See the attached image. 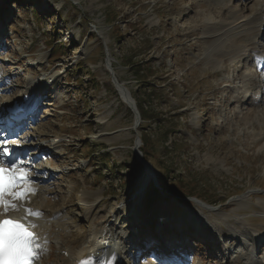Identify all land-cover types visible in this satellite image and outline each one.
<instances>
[{"label":"rangeland","instance_id":"374dc122","mask_svg":"<svg viewBox=\"0 0 264 264\" xmlns=\"http://www.w3.org/2000/svg\"><path fill=\"white\" fill-rule=\"evenodd\" d=\"M13 1L0 0V42L6 44L0 55V115L8 102L25 100L28 92L38 97V111L29 114L9 138L6 120L0 136L17 142L18 146L10 145L14 156L19 150L18 158L32 161L41 193L52 191L48 196L52 204L39 208L38 199L36 205L24 203L25 207L43 209L40 212L48 222L61 221V232L76 249L93 237L98 218L114 215L111 225L123 232L133 264L158 260L160 264L162 246H175L183 237L193 251L179 264H228L229 259L264 264V73L259 74L254 52L249 56L242 49L243 57L238 50L226 53L238 45L235 29L244 25L240 21L250 20L254 24L247 27L254 28L255 12H260L251 11L255 3ZM229 11L246 18L227 26L233 21ZM113 13L119 15L111 30L107 17ZM56 35L54 43H61L64 50L52 55L48 44ZM257 41L264 42V33ZM129 58L144 61L145 69L157 70L147 82L162 85L165 93L151 107L168 119L166 128L174 122L181 127L175 140L164 146L165 127L161 130L139 115L142 124L135 129V114L116 88L130 94L131 89L137 90L132 71L123 67ZM78 63L84 70L75 72ZM91 75L100 87L90 82ZM29 82L35 83L32 91ZM250 86L258 88L257 95L247 100ZM144 92L140 90L141 96ZM179 107L183 109L174 113ZM146 133L154 137L141 146L150 154L149 161L134 151ZM56 137L61 140L59 147L49 149ZM175 147V163L188 177L186 184L165 181L162 158L170 160ZM103 152H109L106 159L111 161L104 166ZM146 183L149 186L141 195ZM160 184L177 191L175 195L195 196L168 198ZM157 188L160 195L154 191ZM159 218L168 221H163V230L173 229L171 243L165 235L158 236L157 244L148 240L155 239ZM149 221H155L153 228ZM170 262L175 264L176 259Z\"/></svg>","mask_w":264,"mask_h":264},{"label":"bare ground","instance_id":"6f19581e","mask_svg":"<svg viewBox=\"0 0 264 264\" xmlns=\"http://www.w3.org/2000/svg\"><path fill=\"white\" fill-rule=\"evenodd\" d=\"M232 0H229V2H231ZM245 3L247 2V0H242ZM248 1H252L251 3L248 4V2L246 4L250 5L253 4V2L255 3L254 6H252L251 11H260V12H255L254 17L256 18L255 25L254 28L251 26V28L247 27V25L249 26V24H254L252 21L250 20H244V21H240V22H244V25L238 26L236 27V31L238 32L237 36L239 37L238 39V45L234 47H232V50H230L229 52L226 53H237L235 51H240V55L239 56H244L241 55V50L244 51H249L250 52H254L257 50H262V48L264 49V44L261 46V44L257 41L258 38H260L261 33L264 32V0H248ZM244 4V3H243ZM223 6H228L227 2L226 4H224ZM258 7H262L260 10ZM236 14V13H235ZM233 11H229L228 12V17H230L231 19H233V21H230V23L227 24L231 25L232 23L234 24L236 21L242 19V18H246V17H239L236 16ZM230 20V19H229ZM228 21V20H227ZM250 32H252L251 34H249ZM239 34H243L242 36H239ZM0 35H2L0 33ZM236 38V37H235ZM235 40V39H234ZM233 40H231L232 42ZM230 42V43H231ZM237 42V41H235ZM240 43V44H239ZM235 44V43H234ZM237 44V43H236ZM223 45V44H222ZM224 46V45H223ZM226 46V45H225ZM224 46V47H225ZM230 46V45H229ZM225 50V49H224ZM225 52V51H224ZM224 52H220L219 53L223 54ZM246 53V52H245ZM213 55V54H212ZM261 55V54H260ZM238 57V54H237ZM263 62V64H262ZM261 66H264V60L262 58L261 60ZM117 79V78H116ZM117 83V81H116ZM115 83V84H116ZM29 87L28 90L32 91L35 88V83L34 82H29ZM34 85V87H33ZM117 85V84H116ZM33 88V89H32ZM119 89L120 94L123 96L124 98V103H126V105L131 106L132 105V100L130 99V97H128V94L122 90V87H117ZM255 88V86L250 87V89H247L246 91H251ZM27 90V89H26ZM25 90V91H26ZM26 97L28 96V99L24 100L22 97V100L24 102V104H26L25 106V110L26 112L24 114H21L23 116L24 119H21L18 121V118L12 119L11 116L9 114H4L5 115V119H8V124L11 125V127L9 128V135H15V131L18 130V128L20 129L26 122V116H28L29 114H35L38 111L37 108V100L38 97H33L32 92H28L27 95H25ZM20 98H18L19 100ZM3 109L6 110V106L3 107ZM32 111V112H31ZM3 115H0V130H4V128L6 127V122L5 120L2 118ZM23 124H20V122H23ZM19 123V124H18ZM141 123V121H140ZM139 123V125H140ZM18 124V125H17ZM16 125V126H14ZM143 142L142 139L138 140V142L136 143V147L137 149H139L140 152H142L141 146H142ZM53 147V149H57L59 147V144H55L52 143L49 146V149H51ZM15 152H19V154L15 155L12 157V159L17 158V156H20V151L16 150ZM143 154V152H142ZM149 163V162H147ZM149 166V164H148ZM150 168V166L148 168H146V170L148 171V169ZM36 173V172H35ZM46 173V172H44ZM33 180H35V184L32 185V187H34L36 189V194L35 195H30L28 197V203H33L34 205H36V201L39 199V201L41 202V205L39 206V208L41 207H45L48 204H52V200L51 198H49L48 196L51 195L50 190L49 191H45L43 193L41 188L39 187L40 184V177L35 176L34 174H32L31 177ZM149 179V178H148ZM149 186V183H146L142 186V190H141V195H143V193L145 192V190H147ZM84 200L86 201L89 197V195L87 193L84 194ZM48 197V198H47ZM34 200V201H33ZM33 201V202H30ZM20 206V210L19 211H9L7 214H3L2 211H0V219L3 217H12V218H18L22 216V219H24V221H26V223L30 226L32 224H36L39 225V227L37 228H31L35 231V233L39 236L40 240H47V252L45 254H43L39 261L36 262V264H81L82 262L88 261L89 264H133V258L131 257V254L129 255L127 250H129V245L128 241H125L121 234L123 232H121V229L116 227L115 225H111V222H115L114 221V215H109L105 217H101L98 218L95 221L94 224V231H93V237L89 240V242L86 244V246L81 247L79 249H76V245H74L73 243H71L70 241L67 240V238L65 237V235L61 232V227L63 226L61 221H55V222H48V220H46V218L42 217V218H35V217H30L27 215V213L24 211L26 205H24V202H17ZM56 204H58L57 202H55ZM55 204V205H56ZM32 209L34 211H42L41 209ZM20 215V216H19ZM167 220L164 221V223ZM168 222V221H167ZM205 227V226H204ZM164 229V224L163 222L158 226V231H157V236L162 237L164 235V232L162 231ZM259 235H258V240H259ZM255 244L257 243V241H255V237H252ZM261 238V237H260ZM236 239V238H235ZM234 240V239H233ZM232 239H230L229 241L231 242H235L237 240L233 241ZM262 243L264 244V235H263V240ZM235 244V243H234ZM74 245V246H73ZM175 250V246H162V253H163V264H172L171 261V255L172 252ZM252 261H254L252 259ZM162 262H160V264H162ZM228 264H244L243 262L240 261V259H236L235 261H232L229 259ZM262 264V263H259Z\"/></svg>","mask_w":264,"mask_h":264},{"label":"snow or ice","instance_id":"6c2138e0","mask_svg":"<svg viewBox=\"0 0 264 264\" xmlns=\"http://www.w3.org/2000/svg\"><path fill=\"white\" fill-rule=\"evenodd\" d=\"M17 144L13 140H0V211H19L17 202H28L30 195L36 194L33 180L32 161L20 158L12 159L14 151L10 147ZM18 146V144H17ZM30 217L37 219L43 213L25 208ZM39 225L26 226L12 219L0 220V264H36L40 257L47 252V240L41 241L29 228ZM83 264H89L88 261Z\"/></svg>","mask_w":264,"mask_h":264},{"label":"trees","instance_id":"16d2710c","mask_svg":"<svg viewBox=\"0 0 264 264\" xmlns=\"http://www.w3.org/2000/svg\"><path fill=\"white\" fill-rule=\"evenodd\" d=\"M19 2H20V0H14V3H16V4H18ZM118 15H119V13H113V16L107 17L108 26H110L111 30L113 28H115ZM57 40H58V36L56 35L54 41L51 42V44L50 43L48 44V47H49L48 49L52 50V55L58 53L59 51L64 50L60 46L61 43H54ZM104 54H105V51H104ZM111 55H112V52H111ZM58 56H60V55H58ZM59 62H61V61H59ZM143 63H144V61H142V60H134L133 58H129L125 62L123 67H127L128 68L127 70L132 71L133 79L135 80V82L137 84V90L133 91V89H131L130 91H131L132 97L136 101V105H137V108H138L139 113L141 115L142 121L149 122L150 124H156V127L160 128L161 130H163V128L165 127V132H164V134L162 133V140H161V146H164L166 144V142H169L170 139H171V141L175 140V137L177 135H179V133L181 132V127H180V125H178V123L174 122L172 128H170V129L166 128V124L164 122H166L168 119H163L161 117V115L159 114V111H156V109L151 107V104L158 101L159 98L161 97L160 95L165 93V89L162 85L157 86L155 84L153 85L152 83L147 82L148 80H150V78L152 76L157 74L156 73L157 70L151 66L148 67L147 69H145L142 66ZM73 70L75 72H80V71L84 70V67H83L82 63H78L73 68ZM80 80H81V82H84L83 79H80ZM90 82H96L97 86H99V87L101 86L100 82L93 75H91ZM142 89H145V92L141 96L140 90H142ZM147 103L149 104V106L147 105ZM181 109H183V108L182 107L176 108L174 113L179 112ZM130 113H131V111H130ZM145 130H147V129H145ZM142 134L144 136L143 132H142ZM152 138H154V137H149L147 134L145 140H144V137L142 138V142H144V144H149V142L152 140ZM141 151L143 152L144 158L147 161H149V158L147 156L150 154L148 152H145L144 150H141ZM176 151H177V147L172 149L171 155L169 158L170 160L166 161V159L164 157L162 158V160H163L162 161L163 163H161L162 169H164L166 171L165 181H166V184L169 183V185L173 182V180L175 182H178V183L186 184L185 180L188 178L186 175H183L184 173L181 169L180 164L175 163L176 162V160H175L176 155L174 152H176ZM92 155H94V153L90 154V156H92ZM100 155L102 157L104 156V160H102L103 166L105 164L111 163V161L109 159H106V157L109 156V152L108 153L103 152V154L100 153ZM151 164L153 165V168L156 169L155 165L152 162H151ZM167 165L168 166L176 165V167L168 168ZM113 170H115V169H112V171ZM189 180L192 181L193 179H189ZM160 185L165 190V194L167 195L168 198H171V197L187 198V197H194L195 196L194 193H190V194H187L185 196L175 195V194H177V191L173 190L172 188L171 189L165 188V186H163L162 184H160ZM154 191H156L157 193L159 192L158 188L156 190L154 189ZM213 205L218 206L217 204H213Z\"/></svg>","mask_w":264,"mask_h":264},{"label":"water","instance_id":"95a60500","mask_svg":"<svg viewBox=\"0 0 264 264\" xmlns=\"http://www.w3.org/2000/svg\"><path fill=\"white\" fill-rule=\"evenodd\" d=\"M106 62H107V65H108V67H111V63L109 62V60L107 59L106 60ZM116 81H117V79L114 77V82L116 83ZM114 83V84H115ZM115 86H117L116 84H115ZM117 88V87H116ZM127 90V89H126ZM119 92V91H118ZM127 94H128V97H130L131 96V94H130V92L127 90V92H126ZM130 99H131V97H130ZM132 100V105L130 106L129 105V108L131 109V111L135 114V123H133L134 124V128L136 129L137 127H138V125H139V123H140V117H139V111H138V109H137V106H136V102H135V100L134 99H131ZM137 143V142H136ZM135 146H136V144H135ZM137 148V147H136ZM135 152H136V154L137 155H141L140 154V152H139V150L137 149V150H134ZM141 158H142V156H141ZM143 159V158H142ZM146 163H147V161H145Z\"/></svg>","mask_w":264,"mask_h":264}]
</instances>
